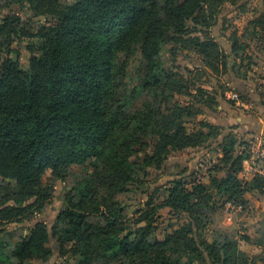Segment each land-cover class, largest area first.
I'll return each instance as SVG.
<instances>
[{
    "label": "trees",
    "instance_id": "trees-1",
    "mask_svg": "<svg viewBox=\"0 0 264 264\" xmlns=\"http://www.w3.org/2000/svg\"><path fill=\"white\" fill-rule=\"evenodd\" d=\"M10 1L26 3L45 24L32 30L14 15L0 22V54H7L0 56V188L11 186L21 196L14 206L0 207V264L46 260L51 240L64 259L60 264H264V219L253 241L240 237L256 249L252 254L236 240L208 241L203 235V210L213 209L215 193L224 196V204L244 206L245 193L264 188L262 178H240L242 162L250 158L247 146L236 154L234 142L223 141L219 167L210 174L224 175L210 177L211 189L196 180L190 187L172 180L161 201L154 204L149 195L131 221L116 199L141 187L139 173L146 168L159 169L171 152L199 147L215 130L209 123L200 124L207 134L189 129L184 119L192 108L170 104L175 94L206 105L213 98H204L200 89L188 94L187 80L166 68L159 54L169 46L173 53L192 52L213 72L225 68L227 55L217 42L203 30L201 36L192 33L213 26L220 7L231 0H163L161 5L157 0H74L65 7L59 0ZM22 41L30 55L26 70L10 48ZM137 50L146 66L144 78L129 100L126 93L116 100L114 62L119 54L129 58ZM141 97L146 98L142 110L125 111L130 100ZM149 135L157 138L152 153L136 158L148 147L143 139ZM87 162L92 171L64 196L65 209L51 231L37 222L12 246L3 242L5 223L43 209L47 197L40 184L47 172L62 181L71 166ZM29 199L34 200L23 206ZM163 208L176 218L184 215L183 220L163 239L151 240Z\"/></svg>",
    "mask_w": 264,
    "mask_h": 264
},
{
    "label": "rangeland",
    "instance_id": "rangeland-1",
    "mask_svg": "<svg viewBox=\"0 0 264 264\" xmlns=\"http://www.w3.org/2000/svg\"><path fill=\"white\" fill-rule=\"evenodd\" d=\"M161 5L163 0H157ZM62 6H70L74 0H59ZM264 0H231L225 2L216 16V21L209 29L197 27L192 36H201L198 31L203 30L214 40L225 53L231 48L227 55L225 68L213 72L205 68L200 59L192 52L170 50L169 46L160 49L159 60L166 68H173L179 72L188 84L187 93L194 96L196 90L204 91V98H213V102L206 105L195 98H188L186 95H174L170 104H178L181 107H191L192 115L185 118L189 129L195 128L209 133L208 128L200 127L201 123H212V118L218 115H229L230 125L227 127H214L212 135L194 150H183L182 152H171L159 169L153 167L146 168L139 173L141 187H135L132 191L116 196L117 201L125 205L126 219L132 220L135 211L144 209V203L148 196H152L154 204H157L165 196V188L175 179L186 182L187 187L193 180L205 184L211 189L209 179L210 172L214 168L218 169L220 149L222 143L220 138L229 143L234 142L233 152L239 147H249L251 159L246 164L244 162L241 175L243 179L251 180L253 177L264 180V132L260 130L249 135L248 128L256 129L257 125L264 123ZM8 15L18 16L20 21L32 30H37L39 26L45 24L44 17L34 16L26 3L17 5L10 0H0V22ZM261 20V25L254 23ZM32 42L36 43L33 39ZM235 42V43H234ZM26 42H15L10 48L19 53L18 62L20 68L26 70L30 55L25 48ZM232 48L234 50L232 51ZM258 54V55H257ZM260 55V56H259ZM0 56H7L2 52ZM14 58L13 54H9ZM173 59V60H172ZM260 67L261 71L256 70ZM115 84L117 90L114 98L119 100L126 93L129 100V93L138 88L144 78L146 66L137 50L129 58L124 54H119L114 62ZM232 91L241 96L247 107L235 106L226 98L227 92ZM145 97L138 100H130L126 106V112H136L142 110V103ZM220 106V107H219ZM226 108V109H225ZM240 118V121L236 119ZM262 120V121H260ZM214 126V125H212ZM219 128L221 131H217ZM227 129H234L229 132ZM259 129V128H258ZM257 129V130H258ZM223 134V135H222ZM148 145L144 152L138 153L135 157L142 159L144 154H151L157 141L155 136L149 135L143 139ZM246 147V148H247ZM133 157V158H135ZM195 166V168H194ZM89 162L83 166H71L66 172L64 179L55 180L49 172L41 179V191L47 198L41 211L32 210L21 219L5 223L3 225L2 240L6 245H13L19 239L25 238L30 228L37 222L45 224L48 231H51L57 215L65 209L64 196L70 189L80 182L91 172ZM218 176L222 174L217 173ZM216 175V174H215ZM139 185V186H140ZM252 191V190H251ZM247 195L248 205H244L241 212L227 214L224 210V196L214 194L211 200L212 210L204 209L203 214L207 218V228L204 237L211 241L215 237L229 238L236 240L241 250L252 254L256 252L250 244L244 243L240 237L247 236L251 241L255 239L256 232L260 229V223L264 219V188L261 191H252ZM21 200V196L16 190L0 188V207L14 206ZM34 199L24 200L23 206L30 204ZM182 217L176 218L168 209L163 208L157 211V221L155 229L151 233V240H160L171 232L173 228L182 222ZM97 218L92 221L97 222ZM212 230V231H211ZM217 230V231H215ZM217 232V233H216ZM219 232V233H218ZM52 255L46 260H29L24 264H60L64 259L59 258L57 245L54 240L50 241ZM71 263L77 258L68 257ZM100 264V263H93Z\"/></svg>",
    "mask_w": 264,
    "mask_h": 264
},
{
    "label": "crops",
    "instance_id": "crops-1",
    "mask_svg": "<svg viewBox=\"0 0 264 264\" xmlns=\"http://www.w3.org/2000/svg\"><path fill=\"white\" fill-rule=\"evenodd\" d=\"M218 40L217 39H215V42H217ZM230 51H231V48L229 47L228 48V50L227 51H225V53H230ZM262 54H264V53H262ZM258 55V54H257ZM260 56V55H259ZM261 68L259 67L258 69H257V67H256V70H258V71H261L260 70ZM220 107V106H219ZM226 109V108H225ZM223 115H220V116H218V115H216L215 117L216 118H212V123H211V125H214V126H216V127H227V126H229L230 124V121H231V117H229V115L227 114V115H225L224 113H222ZM237 121H240L239 122V124L241 123V119L240 118H237L236 119ZM260 121H262V120H260ZM259 128V129H258ZM220 129H222V128H219L218 129V131H221ZM258 129V130H257ZM261 131L262 133L264 132V123H263V125H262V127L261 126H258L257 125V128L256 129H253V128H248V130H246V132L249 134V135H251L252 133H256L257 131ZM227 131H228V133L229 132H233V131H235L234 129H227ZM222 132V131H221ZM223 135V134H222ZM224 138H225V136H222L221 138H220V144L221 143H223V141H224ZM194 149H196V148H188L187 150L189 151V150H194ZM182 152V151H181ZM241 153H243V147H239L238 148V150L236 151V154H241ZM220 158H221V156H222V153H221V149H220V154L218 155ZM243 164H244V162H242V167H243ZM194 168H195V166H194ZM217 173H220V174H222V176H218V174ZM214 174V176L215 177H217L218 179L219 178H221V177H223V175H224V172L223 171H221V172H215V173H213ZM216 174V175H215ZM241 176V175H240ZM246 181H249V180H246ZM252 191H255V190H252ZM252 191H248L247 193H245V195L243 196V200L245 201V204L246 205H248V203H249V199L247 198V195H250V193L249 192H252ZM215 231H217V230H215ZM255 236V235H254Z\"/></svg>",
    "mask_w": 264,
    "mask_h": 264
},
{
    "label": "built area",
    "instance_id": "built-area-1",
    "mask_svg": "<svg viewBox=\"0 0 264 264\" xmlns=\"http://www.w3.org/2000/svg\"><path fill=\"white\" fill-rule=\"evenodd\" d=\"M226 98L230 102H232L235 106L244 107V108L247 107L245 101L241 98V96L239 94H237L235 92H232V91L227 92ZM246 149H247V153L250 156L249 159H247V160L244 161L247 164L248 161H250V159H251L252 156H251V151L249 150V147H247ZM262 155L264 157V153H262ZM240 175H241V173H240ZM240 178L243 179V174L240 176ZM243 209H244V206H242L241 204H236L234 202L228 201V202H226L224 204V210H225V212L227 214H231V213H235V212H241Z\"/></svg>",
    "mask_w": 264,
    "mask_h": 264
}]
</instances>
